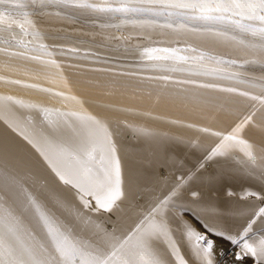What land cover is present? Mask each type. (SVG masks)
Listing matches in <instances>:
<instances>
[{"label":"bare ground","instance_id":"obj_1","mask_svg":"<svg viewBox=\"0 0 264 264\" xmlns=\"http://www.w3.org/2000/svg\"><path fill=\"white\" fill-rule=\"evenodd\" d=\"M117 7L143 11L100 10ZM216 15L222 18L202 19L144 0H0V176L11 173L37 198L41 189L66 198L77 221H88L79 238L95 246L104 229L117 237L127 232L154 193L166 191L231 136L225 142L235 147L228 157L209 163L193 180L203 194L199 214L186 218L172 209L166 240L174 241L175 253L169 259L261 264L217 230L235 234L249 213L264 206L245 196L264 192V23L246 14ZM56 123L110 138L126 192L113 212L80 208L75 193L55 180L36 151L45 148L36 133ZM103 155L107 161V151ZM100 159L98 151L97 167ZM15 200L0 191V216H18L20 243L36 248L45 242L43 233L20 214ZM188 228L212 243L207 260L197 254ZM262 239L264 220L247 241ZM205 246L201 241L199 247ZM16 260L0 248L3 264Z\"/></svg>","mask_w":264,"mask_h":264},{"label":"snow or ice","instance_id":"obj_2","mask_svg":"<svg viewBox=\"0 0 264 264\" xmlns=\"http://www.w3.org/2000/svg\"><path fill=\"white\" fill-rule=\"evenodd\" d=\"M148 4L161 8L184 9L202 19H220L224 13L245 15L247 19H255L264 23V0L259 4L251 0H144ZM79 7H93L92 5H77ZM101 11L123 12L143 11L141 8H103ZM264 31V29H261ZM231 91V89H229ZM45 145L44 150L36 151L43 159L59 184L72 190L79 207L83 209H99L113 212L123 203L126 192L124 190V177L116 149L111 146L107 134L100 137L98 132L89 129L85 132L75 124L56 123L47 125L41 132L36 133ZM233 137L227 136L216 147H212L199 158L191 172L181 174L178 180L166 191L156 195L146 213L137 216L127 232L117 237L116 233L109 234L104 229V236L100 243L93 246L92 242H85L78 236V229L88 221H77L70 210V202L60 198L55 193L41 189L40 198L26 191L20 186L16 176L8 173L0 176V191L5 196L14 194L18 203V211L36 228L43 233V240L36 248L24 246L20 243L21 220L13 213L0 216V248L17 257L15 264H171L170 257L175 253V243L170 238V217L172 209L188 217L196 213L197 207L203 202L202 192L193 186V180L209 163L221 161L217 158H227L235 145L226 143ZM36 148L31 140L27 141ZM240 143H244L241 141ZM101 153L99 167L96 166V153ZM107 151V161L103 153ZM231 195V193H229ZM246 197L259 200L264 205V192H248ZM179 202V203H177ZM220 213L219 207L215 209ZM264 220V206H258L248 214L240 229L232 234L223 229L217 230L218 235L230 239L233 244L242 245L243 255L257 256L264 264V239L256 245L247 241L254 225ZM186 222V221H185ZM99 230V225L96 226ZM209 231H212L209 228ZM26 235L35 239L33 232L26 231ZM99 235V231L94 233ZM186 235L196 240L198 253H203L208 259L213 245L205 236L188 228ZM201 241L206 246L199 247ZM110 244V246H109ZM169 244L172 249L169 250ZM0 264H3L0 261ZM211 264V261H208Z\"/></svg>","mask_w":264,"mask_h":264}]
</instances>
